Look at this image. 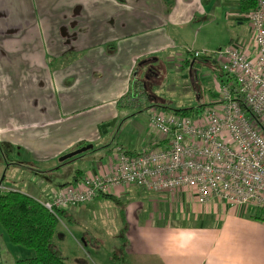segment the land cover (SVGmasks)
<instances>
[{"label":"crops","instance_id":"crops-1","mask_svg":"<svg viewBox=\"0 0 264 264\" xmlns=\"http://www.w3.org/2000/svg\"><path fill=\"white\" fill-rule=\"evenodd\" d=\"M239 1L0 0V184L45 201L108 175L115 146L155 147L161 138L149 132L148 113L169 110L142 91L128 96L138 62L157 58L192 77L191 52L235 44L252 58ZM210 74L215 88L203 105L216 100L221 83ZM88 145L75 160L59 161ZM140 191L110 188L109 198L65 213L68 236L57 232L53 244L65 264H264V221L246 208L201 206L189 190L156 194L194 202L183 219L164 221L135 216V204L126 212ZM31 257L0 230V264Z\"/></svg>","mask_w":264,"mask_h":264},{"label":"built area","instance_id":"built-area-1","mask_svg":"<svg viewBox=\"0 0 264 264\" xmlns=\"http://www.w3.org/2000/svg\"><path fill=\"white\" fill-rule=\"evenodd\" d=\"M243 17L252 28L253 56L235 44L209 56L233 80L221 83L213 103L196 117L150 111L149 132L161 138L155 147L130 153L115 146L108 175L67 185L42 206L67 213L122 186L151 194L189 190L201 206L264 211V0ZM200 56L207 55L191 52ZM0 191L18 192L1 184Z\"/></svg>","mask_w":264,"mask_h":264},{"label":"trees","instance_id":"trees-1","mask_svg":"<svg viewBox=\"0 0 264 264\" xmlns=\"http://www.w3.org/2000/svg\"><path fill=\"white\" fill-rule=\"evenodd\" d=\"M255 7L256 0L239 1V8L244 13L255 9ZM196 60L202 63L207 62L211 72L221 80V83L233 82L212 61L211 57L204 56L203 59L197 58ZM152 61L158 60L153 58L138 62L131 80L132 87H130L128 96H132L134 92L135 94H139L141 91L144 94L146 93L142 85L139 86L143 82L135 78L140 70ZM194 65L195 63H191L192 68ZM145 75H149L148 71L145 72ZM204 107L205 105L200 104L197 108H182L175 110L174 113L187 117H196L203 111ZM102 196L108 197L105 194ZM258 212L260 214L255 215L254 219L264 221V211L259 210ZM61 219H66L67 221L65 212L56 211L51 213L40 202L31 197L15 191H0V226L2 230L12 245L34 252L33 257L16 261L14 264H65L64 258L53 249L58 223ZM125 263V261L122 262V264Z\"/></svg>","mask_w":264,"mask_h":264},{"label":"rangeland","instance_id":"rangeland-1","mask_svg":"<svg viewBox=\"0 0 264 264\" xmlns=\"http://www.w3.org/2000/svg\"><path fill=\"white\" fill-rule=\"evenodd\" d=\"M217 41H220V39ZM214 42L217 44L216 41ZM207 56H211V54H208ZM192 63H195L193 67L194 75L192 74V77L190 71L181 74V71L174 70L173 67L170 68L169 66L168 68L159 61H152L149 62L145 68L140 70L135 79L144 83L146 91L145 95L148 96L150 100L154 99V102L159 103L160 107L167 108L169 112H174L175 110L182 108H197L200 104H205L206 100H210L208 99V97L211 98L209 93L214 91L215 86L213 84V77L210 76L211 72L208 73L206 66H204L201 61L194 58ZM146 71H148V73L150 71V74L145 75ZM182 71H185V69ZM184 73L187 76H190V78H185ZM220 85L221 83H219L218 87H220ZM262 124L264 125V122H262ZM75 159L73 158L71 160ZM166 193L168 194V192ZM171 200L172 196H166V198H164L162 196L159 197L156 194L140 191L136 193L134 201L126 204L125 210L127 212V208L129 209L132 207V204H135V209L131 210L135 216H151L154 219H163L164 221H167L168 219H183L184 216L188 215L187 210H190L194 204V202L189 201L186 203L187 205L185 207L179 203V200L176 202H171ZM241 209H244L252 216L260 214L258 212L259 210L253 207H241ZM129 211L130 209L128 212ZM62 221L65 222L64 225H66V227L62 225V222L58 224V235L64 234L68 236L67 229L69 225L64 219ZM0 230H2L1 226ZM29 251L32 253V256H34V252L31 250Z\"/></svg>","mask_w":264,"mask_h":264},{"label":"water","instance_id":"water-1","mask_svg":"<svg viewBox=\"0 0 264 264\" xmlns=\"http://www.w3.org/2000/svg\"><path fill=\"white\" fill-rule=\"evenodd\" d=\"M91 148H92L91 145L81 147V148H79V149H77V150H74L73 152H70V153H68V154H66V155H64V156H62V157L59 159V161H60V162H65V161H67V160H70V159H72V158H74V157H76V156H78V155H81V154L85 153L86 151H89Z\"/></svg>","mask_w":264,"mask_h":264}]
</instances>
